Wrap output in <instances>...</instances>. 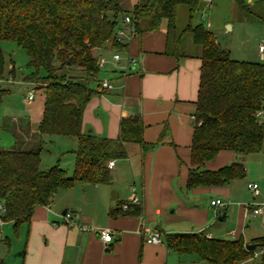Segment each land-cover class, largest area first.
Segmentation results:
<instances>
[{
  "label": "crops",
  "instance_id": "1",
  "mask_svg": "<svg viewBox=\"0 0 264 264\" xmlns=\"http://www.w3.org/2000/svg\"><path fill=\"white\" fill-rule=\"evenodd\" d=\"M204 1L205 5L213 3V0ZM246 1L251 6L263 0ZM137 2L120 0L125 10H130ZM181 12L185 23L180 25L177 19L179 31L188 23V11ZM195 16L193 26L199 24L194 22ZM202 17L210 24V28L207 27L210 30L206 12ZM243 21L247 39L244 38L238 60L264 62V53L262 56L259 52V44L264 42L263 13L254 6ZM172 40L167 21L156 31L134 37L121 54L136 58L138 65L126 70L124 60L118 65L110 61L100 70L99 83L94 86L97 93L84 110L83 131L112 139L120 136L123 119L141 116L145 144H125L127 157L114 160L110 184L76 183L68 190L57 192L50 205L36 207L28 223L16 227L13 222L3 221L0 246L5 243L4 252L8 256L1 259L0 264H7L12 253L10 264H16L18 259H21L20 264H194L195 259L170 251L165 242H147L144 231L159 232L163 238L168 234L205 233L209 238H243L246 244H252L253 239L264 235L262 217L246 212L248 203L264 202V143L258 153L242 156L223 150L214 160L205 163V169L218 171L242 161L247 170L245 178L223 186L187 188L193 169L191 145L196 125L194 115L202 50L194 44L192 34L187 33L181 44L183 55L175 56ZM112 53L109 48L101 50L98 58L107 56L111 59ZM104 80H108L113 88L103 89L101 83ZM13 85L28 90L22 101L25 108L11 118L22 145L36 146L43 140L42 164L48 143L58 148L69 144L66 151L72 154L74 173L77 140L67 136L38 135L45 107L44 90L24 82ZM30 92L34 93L31 100L28 99ZM59 153L53 166L58 164L63 168L64 154ZM250 182L261 186L258 195L248 189ZM133 185L141 199V213L112 217L110 211L127 202L131 195L129 188ZM215 198L223 199L226 208L220 210L212 206L211 200ZM67 212L73 213L76 225L66 222ZM81 226L90 230L84 231ZM102 228L113 232V241L107 246L100 238L99 229Z\"/></svg>",
  "mask_w": 264,
  "mask_h": 264
},
{
  "label": "trees",
  "instance_id": "2",
  "mask_svg": "<svg viewBox=\"0 0 264 264\" xmlns=\"http://www.w3.org/2000/svg\"><path fill=\"white\" fill-rule=\"evenodd\" d=\"M237 1L242 6L243 0ZM201 2L138 0L125 10L120 0H0V42H13L26 51L29 70L20 73L22 81L38 84L45 93L38 135L77 140L75 170L70 175L58 164L42 170L43 140L36 146L24 147L15 130L20 146L0 148V204L6 208L2 222H13L16 227L28 223L36 207L50 205L57 192L76 183L110 184L108 162L127 157L126 143L145 144L144 123L139 115L121 121L117 139L83 131L84 110L97 93L92 84L99 83V52L125 48L115 38L125 15L131 18L137 35L156 31L167 21L175 56L183 55L181 44L187 33L202 50L191 145L193 169L187 188L223 186L246 177L242 161L218 171L204 166L223 150L246 156L263 149L264 62L235 59L206 25L193 26L192 19ZM182 6L187 8L188 23L179 31L178 9ZM5 67L0 45V79ZM17 72L13 67L10 73L15 77ZM4 95L0 94V102ZM121 206L112 209L110 215L141 213L138 206L127 211ZM163 242L181 257L196 256L210 264H242L257 258L255 264H264V235L252 240L257 245L255 251L246 248L243 238H209L205 233L168 234ZM256 252L260 253L257 257Z\"/></svg>",
  "mask_w": 264,
  "mask_h": 264
},
{
  "label": "rangeland",
  "instance_id": "3",
  "mask_svg": "<svg viewBox=\"0 0 264 264\" xmlns=\"http://www.w3.org/2000/svg\"><path fill=\"white\" fill-rule=\"evenodd\" d=\"M204 0L201 2L200 10L197 12L194 22L199 24L207 25L205 20L202 17V14L206 12L207 14V22L211 23V32L215 36L217 42L225 49L231 50L232 56L237 58V55L240 54V48H242V44L244 42V38L247 39L244 19L249 16V11H253L254 6L260 9V12L264 15V0L262 2H257L249 6V2L243 0L242 7L237 0H213V3L204 4ZM186 7H179L178 9V22L181 25L184 21V16L181 11H186ZM206 19V18H205ZM256 21V20H255ZM254 22V21H253ZM230 27V28H229ZM0 45L3 48L5 58H6V67H5V75L2 79H0V94H6L12 89L11 93L3 96L2 101L0 102V148H17L20 146V137L18 138L15 133V124L11 121L12 115L15 112H21L23 108H25L23 104L24 96L28 95V90L23 87H15L13 83L17 82V85L22 84V77L20 76L21 72H27L29 57L26 51L20 47H18L13 42H0ZM257 46V44H256ZM255 46V47H256ZM257 48V47H256ZM17 69V74L14 77L12 75L11 69L14 67ZM12 79V80H11ZM26 83V82H24ZM31 86L39 87L38 84L30 83ZM33 84V85H32ZM93 87L95 84H92ZM6 91V92H5ZM33 135H31L32 137ZM65 147H55V145H50L45 147L46 152H44L42 156V169L47 168L48 166H53L56 161L57 153L63 152L64 159L61 161V165L63 168L69 170V174L73 175V165H71V157L72 154L70 151H66L69 144L65 143ZM63 149L65 151H63ZM49 152V153H48ZM63 156V155H62ZM56 164V163H55ZM260 191H261V186ZM255 202V201H254ZM261 204V202H256L255 204ZM264 203V202H262ZM3 224V222H2ZM3 230V228H2ZM4 244V245H3ZM0 246V261L3 258H7L5 256V243ZM11 256V257H10ZM7 259V264H10L9 261H12L13 253ZM188 259H195L194 264H210L208 262L201 261L196 256ZM21 259H18L16 264H20ZM259 260L254 259L246 262L245 264H255Z\"/></svg>",
  "mask_w": 264,
  "mask_h": 264
},
{
  "label": "built area",
  "instance_id": "4",
  "mask_svg": "<svg viewBox=\"0 0 264 264\" xmlns=\"http://www.w3.org/2000/svg\"><path fill=\"white\" fill-rule=\"evenodd\" d=\"M207 1H211V0H207ZM204 17H206V15H204ZM207 27L210 28L209 23L207 24ZM136 36H137V34H136L135 29L131 23V18L127 15L123 16L122 21H121V26L116 31V35H115L116 41L119 44H122L125 46V45H127V43H129ZM259 52L263 56L264 42H261L259 44ZM123 60L125 62L124 65H125L126 70H128L130 66H136L139 63L136 58H133L130 55H128L127 57H123L121 54V50H113L111 59H109L107 56H101L97 60V65L100 69H102L108 63H110V61H113L114 65H118ZM101 87L103 89L109 90V89L113 88V85L108 80H104L101 83ZM33 97H34V93L30 92L28 99L31 100V99H33ZM262 114L263 113L260 112L258 115L261 116ZM114 166H115V161L110 160L108 162V168L113 169ZM129 189L131 191V195H130L129 199L127 200V202H125L121 206L122 210H124V211H127L131 207H135V206H138L141 208V199L137 193V188L133 185V186H130ZM248 189L254 195H258L260 193L259 184L256 182L248 183ZM211 205L214 206L216 209H220V210L225 209L227 206L225 201H223V199H220V198L212 199ZM5 211H6L5 206L3 204H0V227L2 225L1 216H2V214H4ZM246 212L251 213L255 216L262 217V219L264 221V203H261V204H255V203L249 204L248 203L246 205ZM65 219L69 225H72V226L76 225L73 213L67 212L65 214ZM81 229H83L84 231L90 230L89 227H85V226H81ZM99 233H100V238L102 239L103 243L106 246L109 245L113 241V232L111 229L102 228V229H99ZM144 234L146 235V240L149 243H153V244L163 243V237L159 232H154V231H150V230L146 229L144 231ZM259 254L260 253L256 252L255 257L259 256ZM242 264H245V263H242Z\"/></svg>",
  "mask_w": 264,
  "mask_h": 264
},
{
  "label": "water",
  "instance_id": "5",
  "mask_svg": "<svg viewBox=\"0 0 264 264\" xmlns=\"http://www.w3.org/2000/svg\"><path fill=\"white\" fill-rule=\"evenodd\" d=\"M230 28V27H229ZM246 248L250 251H255L257 249V245L256 244H247Z\"/></svg>",
  "mask_w": 264,
  "mask_h": 264
}]
</instances>
